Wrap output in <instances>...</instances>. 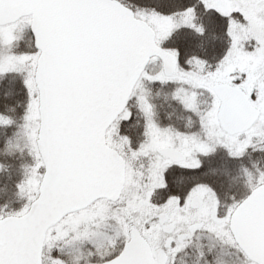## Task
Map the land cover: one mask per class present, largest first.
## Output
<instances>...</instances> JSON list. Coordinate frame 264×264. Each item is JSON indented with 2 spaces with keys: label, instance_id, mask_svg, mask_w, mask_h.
<instances>
[{
  "label": "snow or ice",
  "instance_id": "obj_1",
  "mask_svg": "<svg viewBox=\"0 0 264 264\" xmlns=\"http://www.w3.org/2000/svg\"><path fill=\"white\" fill-rule=\"evenodd\" d=\"M253 154L264 0H0V264H264Z\"/></svg>",
  "mask_w": 264,
  "mask_h": 264
},
{
  "label": "trees",
  "instance_id": "obj_2",
  "mask_svg": "<svg viewBox=\"0 0 264 264\" xmlns=\"http://www.w3.org/2000/svg\"><path fill=\"white\" fill-rule=\"evenodd\" d=\"M31 40L28 34H24L23 39L20 41V44L24 47H27L30 44ZM9 80L11 77L8 78ZM156 92L159 93V95H155V102L159 106V111L161 118L164 119L165 121L172 122L179 125H183L187 117L182 111L179 109L178 106L172 104L168 99H167V88H157L155 90ZM171 114V115H169ZM18 160H22L23 157H20L19 154H17ZM254 160L256 163L260 164L261 166H264V156H257L256 154H253L252 157L250 158ZM15 170H13V176H15ZM12 182L8 179V174L4 173L3 175H0V197H7V198H12L14 193L13 189L11 186Z\"/></svg>",
  "mask_w": 264,
  "mask_h": 264
},
{
  "label": "flooded vegetation",
  "instance_id": "obj_3",
  "mask_svg": "<svg viewBox=\"0 0 264 264\" xmlns=\"http://www.w3.org/2000/svg\"><path fill=\"white\" fill-rule=\"evenodd\" d=\"M203 239L205 242L210 243L207 236H205ZM217 252L219 259L222 260L224 264H239L238 257L234 252L227 249L223 251L217 249ZM186 259L188 260V264H195L196 257L194 253L190 254L188 257H186Z\"/></svg>",
  "mask_w": 264,
  "mask_h": 264
},
{
  "label": "rangeland",
  "instance_id": "obj_4",
  "mask_svg": "<svg viewBox=\"0 0 264 264\" xmlns=\"http://www.w3.org/2000/svg\"><path fill=\"white\" fill-rule=\"evenodd\" d=\"M26 34V33H25Z\"/></svg>",
  "mask_w": 264,
  "mask_h": 264
}]
</instances>
